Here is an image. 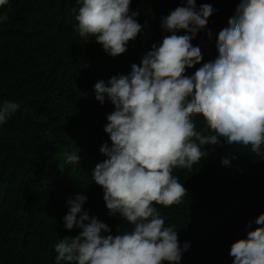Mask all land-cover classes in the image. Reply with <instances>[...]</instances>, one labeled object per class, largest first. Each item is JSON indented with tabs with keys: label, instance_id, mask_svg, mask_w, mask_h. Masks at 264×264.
<instances>
[{
	"label": "trees",
	"instance_id": "1",
	"mask_svg": "<svg viewBox=\"0 0 264 264\" xmlns=\"http://www.w3.org/2000/svg\"><path fill=\"white\" fill-rule=\"evenodd\" d=\"M185 2L131 0L130 9L145 29L115 58L94 39L85 44L79 37L76 0H9L0 8L8 14L0 24V105H20L0 125V264H55V245L80 232L63 225L67 201L78 194L88 198L84 209L107 223L112 234L131 229L107 214L102 188L91 177L95 166L108 158L99 149L105 142L111 147L103 128L114 110L107 98L103 105L95 99L94 85L139 65L167 35L160 28L161 16ZM196 3L218 9L191 41L201 48L202 65L217 55L216 38L238 0ZM201 65L187 69L186 75ZM194 120L202 129V114ZM77 149L79 163L66 164L64 154ZM225 156L236 158L224 166ZM173 174L188 193L180 204L158 210L165 225L179 231L181 242L190 241L183 264H232L231 244L245 238L247 223L264 213V159L250 147L210 145L190 170L175 169Z\"/></svg>",
	"mask_w": 264,
	"mask_h": 264
},
{
	"label": "clouds",
	"instance_id": "2",
	"mask_svg": "<svg viewBox=\"0 0 264 264\" xmlns=\"http://www.w3.org/2000/svg\"><path fill=\"white\" fill-rule=\"evenodd\" d=\"M8 4L0 0V8ZM76 4L79 37L85 44L94 39L113 58L143 34L145 26L130 9L131 0ZM217 11L211 4L198 7L196 0H186L161 16L160 28L167 35L139 65L95 83V99L103 105L107 98L114 110L103 128L111 147L105 142L99 149L108 158L91 177L102 188L107 214L132 227L112 234L107 223L84 209L88 198L78 194L67 201L63 225L80 232L55 245V264H183L190 241L181 242L179 231L166 226L158 210L180 204L188 193L174 170H190L210 145L223 143L250 147L264 159V0H238L216 38L217 55L201 65V48L191 41ZM7 20V10L0 11V24ZM182 30L186 34L178 35ZM207 37L211 41L210 29ZM195 65L201 66L186 75ZM19 107L13 101L0 105V125ZM197 114L204 120L199 130ZM78 151L65 153V163L78 164ZM235 158L222 157L221 164L228 166ZM245 231V238L231 244L232 264H264V213Z\"/></svg>",
	"mask_w": 264,
	"mask_h": 264
}]
</instances>
